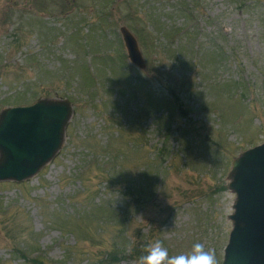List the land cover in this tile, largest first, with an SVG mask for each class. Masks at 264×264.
<instances>
[{
	"label": "rangeland",
	"instance_id": "rangeland-1",
	"mask_svg": "<svg viewBox=\"0 0 264 264\" xmlns=\"http://www.w3.org/2000/svg\"><path fill=\"white\" fill-rule=\"evenodd\" d=\"M41 99L73 113L0 182V264H139L156 240L223 263L233 161L264 141V0H0V113Z\"/></svg>",
	"mask_w": 264,
	"mask_h": 264
},
{
	"label": "water",
	"instance_id": "water-1",
	"mask_svg": "<svg viewBox=\"0 0 264 264\" xmlns=\"http://www.w3.org/2000/svg\"><path fill=\"white\" fill-rule=\"evenodd\" d=\"M130 62L145 60L135 36L121 28ZM73 110L67 101L41 99L0 113V182H23L61 149ZM229 188L236 194L233 229L222 264H264V142L233 161Z\"/></svg>",
	"mask_w": 264,
	"mask_h": 264
},
{
	"label": "clouds",
	"instance_id": "clouds-1",
	"mask_svg": "<svg viewBox=\"0 0 264 264\" xmlns=\"http://www.w3.org/2000/svg\"><path fill=\"white\" fill-rule=\"evenodd\" d=\"M147 255L139 257V264H218L215 254L205 250L201 243H196L190 254L169 257L167 249L160 240L147 245Z\"/></svg>",
	"mask_w": 264,
	"mask_h": 264
},
{
	"label": "trees",
	"instance_id": "trees-1",
	"mask_svg": "<svg viewBox=\"0 0 264 264\" xmlns=\"http://www.w3.org/2000/svg\"><path fill=\"white\" fill-rule=\"evenodd\" d=\"M116 217H117V214H116ZM117 255L121 256V255H123V252H118Z\"/></svg>",
	"mask_w": 264,
	"mask_h": 264
}]
</instances>
